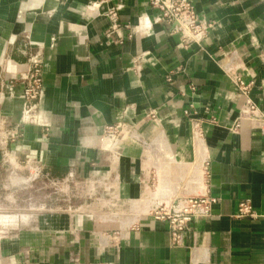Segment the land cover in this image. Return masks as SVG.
Listing matches in <instances>:
<instances>
[{"label": "crops", "instance_id": "1", "mask_svg": "<svg viewBox=\"0 0 264 264\" xmlns=\"http://www.w3.org/2000/svg\"><path fill=\"white\" fill-rule=\"evenodd\" d=\"M191 2L211 27L188 41L148 0H0V173L90 189L74 216L16 215L0 264H264V0ZM34 56L43 95L24 123ZM204 195L177 243L147 210Z\"/></svg>", "mask_w": 264, "mask_h": 264}, {"label": "built area", "instance_id": "2", "mask_svg": "<svg viewBox=\"0 0 264 264\" xmlns=\"http://www.w3.org/2000/svg\"><path fill=\"white\" fill-rule=\"evenodd\" d=\"M148 3L150 8L157 12L153 23L173 24L174 31L180 33L185 40H194L196 37L203 36L211 27L210 24L198 20L191 0H148ZM18 80L22 85L21 99L24 116L33 118L36 103L43 95L40 61L37 57L30 58V67L25 73L19 75ZM167 81H170L169 77ZM233 82L241 94H248L249 84H246L238 76L233 78ZM191 89L194 90L193 87ZM249 108L251 111L256 110L252 103H249ZM191 111L190 107L184 113L189 116ZM261 121L264 122V115L261 117ZM120 128L119 125L105 127V132L109 137H113ZM216 201L215 197L204 195L156 202L149 208V215L156 221L167 223L171 240L177 243L182 233L186 231L188 224L195 218L207 217ZM246 216H253L248 201L241 202L237 212V217Z\"/></svg>", "mask_w": 264, "mask_h": 264}, {"label": "rangeland", "instance_id": "3", "mask_svg": "<svg viewBox=\"0 0 264 264\" xmlns=\"http://www.w3.org/2000/svg\"><path fill=\"white\" fill-rule=\"evenodd\" d=\"M24 115L23 111L22 122L29 123L33 120ZM12 139L9 134L3 138L9 141ZM15 171L16 174L11 176L4 167L1 170L0 214L23 216L24 221L28 220L25 223H31L33 218L42 215L58 216L68 212L74 216L76 210L85 205V197L90 193L89 187L76 178L56 183L42 176L36 169L24 165ZM10 228L12 225L0 224V235Z\"/></svg>", "mask_w": 264, "mask_h": 264}, {"label": "bare ground", "instance_id": "4", "mask_svg": "<svg viewBox=\"0 0 264 264\" xmlns=\"http://www.w3.org/2000/svg\"><path fill=\"white\" fill-rule=\"evenodd\" d=\"M152 204H149L148 207H147V210L151 207ZM19 218L21 219L20 221H24L25 219L23 218V216H20L19 215ZM0 221H6L8 222V224H11V223H16L17 221H19V219L16 217V215L14 216H11L9 214H0Z\"/></svg>", "mask_w": 264, "mask_h": 264}, {"label": "water", "instance_id": "5", "mask_svg": "<svg viewBox=\"0 0 264 264\" xmlns=\"http://www.w3.org/2000/svg\"><path fill=\"white\" fill-rule=\"evenodd\" d=\"M68 180H70L69 178H66V179H62V180H52L53 182H60V181H63V182H66V181H68ZM66 211V210H65ZM26 222H28V220L26 221ZM26 224V223H25Z\"/></svg>", "mask_w": 264, "mask_h": 264}]
</instances>
